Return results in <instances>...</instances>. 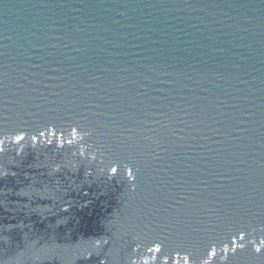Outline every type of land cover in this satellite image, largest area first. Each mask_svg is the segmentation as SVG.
Listing matches in <instances>:
<instances>
[{
    "label": "water",
    "instance_id": "obj_1",
    "mask_svg": "<svg viewBox=\"0 0 264 264\" xmlns=\"http://www.w3.org/2000/svg\"><path fill=\"white\" fill-rule=\"evenodd\" d=\"M0 181L89 218L0 264H264V0H0Z\"/></svg>",
    "mask_w": 264,
    "mask_h": 264
},
{
    "label": "flooded vegetation",
    "instance_id": "obj_2",
    "mask_svg": "<svg viewBox=\"0 0 264 264\" xmlns=\"http://www.w3.org/2000/svg\"><path fill=\"white\" fill-rule=\"evenodd\" d=\"M12 186L9 182L0 181V189L13 188ZM14 200L23 203L26 198L0 193V238H3L0 240V251H6L7 257L15 251L23 250L28 241L36 238L45 241L53 236L57 242L66 238L73 241L77 238V232L83 229L85 220L89 219L88 211L79 202L69 210L58 209L50 216H40L32 208L27 209L25 205L12 203ZM62 218L67 219V222L57 225V221Z\"/></svg>",
    "mask_w": 264,
    "mask_h": 264
},
{
    "label": "snow or ice",
    "instance_id": "obj_3",
    "mask_svg": "<svg viewBox=\"0 0 264 264\" xmlns=\"http://www.w3.org/2000/svg\"><path fill=\"white\" fill-rule=\"evenodd\" d=\"M17 139L19 140V139H22V137H17ZM257 251H259V249H257Z\"/></svg>",
    "mask_w": 264,
    "mask_h": 264
}]
</instances>
